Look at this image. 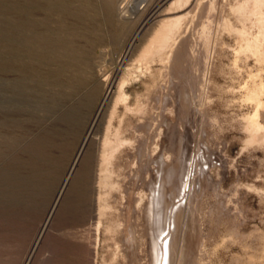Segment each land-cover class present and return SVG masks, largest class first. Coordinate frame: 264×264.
Returning <instances> with one entry per match:
<instances>
[{
    "label": "rangeland",
    "instance_id": "obj_1",
    "mask_svg": "<svg viewBox=\"0 0 264 264\" xmlns=\"http://www.w3.org/2000/svg\"><path fill=\"white\" fill-rule=\"evenodd\" d=\"M249 1L123 0L121 18L114 0L105 19L101 0H0V264H152L159 225L162 264H264V102L260 129L246 119L264 43L243 39L264 1ZM48 29L86 71L23 41Z\"/></svg>",
    "mask_w": 264,
    "mask_h": 264
},
{
    "label": "bare ground",
    "instance_id": "obj_2",
    "mask_svg": "<svg viewBox=\"0 0 264 264\" xmlns=\"http://www.w3.org/2000/svg\"><path fill=\"white\" fill-rule=\"evenodd\" d=\"M116 3H117V6L115 8V11H116V14L123 18L124 15H125V12H126V9H125V4L122 3L123 0H115ZM246 1L245 0V4H246ZM250 1H253L254 3H262L264 0H250ZM249 1V2H250ZM176 2H182V4H179L180 7L183 9L182 5H188L191 3V0H171L170 3H174V5L176 4ZM244 2V1H243ZM64 3V2H63ZM66 3V2H65ZM244 3H242L243 5ZM64 4H62L60 6V8L64 7L63 6ZM177 5V4H176ZM178 5V6H179ZM59 6V5H57ZM101 8L104 10V16H105V19H110L113 15V10H114V0H101ZM261 6V4H260ZM47 7V6H46ZM137 7V6H136ZM185 7V6H184ZM239 7H240V4H239ZM238 8V6H237ZM179 9V8H178ZM177 9V10H178ZM244 9V7H243ZM171 11V10H170ZM170 11H165L164 13H169ZM163 12V11H162ZM186 11L184 12H181V13H175L173 16H169V17H163L162 20H161V25L159 27V30L161 31V33H163L161 36L163 39H166L167 38V35L170 33L172 34V32L176 31L177 32L179 31V26H180V19L184 18V16L186 17ZM245 16V13L243 15V17ZM129 17V16H128ZM165 18V19H164ZM246 18V17H245ZM239 19V18H238ZM19 20V19H18ZM41 20V23H44L46 24V18H43L40 19ZM98 20V19H97ZM259 22L262 23L261 26H260V30H259V37H257L255 40H251L252 36H250L249 34V37H246V38H243L245 39V42H244V46L247 48V50H250L251 52L253 53H256L257 51H260V47L262 48V45L264 43V21H262V17H259L258 18ZM146 22V21H145ZM143 22L141 24V27L144 25ZM160 22V21H159ZM183 22V21H182ZM241 22V21H240ZM159 24V23H158ZM33 24L30 25L31 28H33L32 26ZM182 25V24H181ZM77 26V24H76ZM140 27V28H141ZM157 28V27H156ZM63 30V29H62ZM64 30L65 31H68L70 32L71 30L69 29V26H64ZM73 30V29H72ZM243 29H241L242 31ZM155 31V30H154ZM53 33V31H51ZM49 29H48V32H39V33H32L31 34H28L26 37H23V41L26 42V43H29V42H34L36 41L37 43L39 42V44L41 46H44V47H47V49L50 51V53H53V52H59L61 54H65V55H70V56H74L73 58H67L68 59V63L70 64H73L75 65L77 62H84L85 66H84V70L83 71H86L87 69V66H88V63H87V60H85L84 58H82L80 55L82 54L83 56V51L77 47V45L75 43H73V39L74 38H68V37H62V35H57V34H52ZM158 32V31H157ZM27 33V32H26ZM25 33V34H26ZM160 33V34H161ZM154 34V33H153ZM175 34V32H174ZM245 33H242V35L244 36ZM251 34V32H250ZM246 35V34H245ZM255 35V34H254ZM159 36V35H158ZM171 36V35H170ZM258 36V35H257ZM169 37V36H168ZM56 41H55V40ZM96 38H91L90 40H94ZM98 39V38H97ZM207 39V38H206ZM164 41V40H163ZM162 44V43H161ZM241 44V43H240ZM162 46L164 47L165 45L162 44ZM160 47V46H158ZM244 47V48H245ZM161 48V47H160ZM241 48V47H240ZM243 48V47H242ZM159 49V48H158ZM157 49V50H158ZM45 50V49H44ZM244 51V50H243ZM249 52V51H248ZM81 57V58H80ZM29 59L30 61H38V62H47L49 59L52 61H60V58H14L12 63H11V67L13 65V63L15 62H19V63H28L29 62ZM261 60V59H260ZM32 64V63H31ZM34 64V62H33ZM69 64V65H70ZM1 65L5 66L8 64H5V62H2ZM80 66V65H79ZM6 67V66H5ZM30 67V66H29ZM32 67V66H31ZM81 67V66H80ZM82 72V71H81ZM54 74L53 73H50L48 76L49 78L52 77V75ZM84 74V73H83ZM47 78V79H49ZM54 78V77H53ZM83 78L79 79L78 81L81 82ZM56 80V79H55ZM117 83V82H116ZM256 85V84H255ZM117 89V88H116ZM253 89V88H252ZM251 90V89H250ZM110 91V90H109ZM112 91V90H111ZM114 91V90H113ZM117 91V90H116ZM253 93H251V95H248V99H249V102H251L252 104H254L253 106H255V110L251 113H249L246 117L247 119V123H248V126L254 130H258L260 129L261 127V123L260 121L258 120V110H257V107L259 105H261L263 102H264V96L262 97V95L264 94V85L262 83V81L260 83L257 84V86L252 90ZM121 92L122 89H121V86H119L118 88V94L116 95V97H114V100H112V102H114L113 106L116 104V102L118 101L119 99V96L121 95ZM108 91L105 93L104 97H103V102L106 101L107 97H108ZM117 93V92H115ZM248 94V93H247ZM246 97V96H245ZM245 101V99H244ZM248 101V100H247ZM102 103V102H101ZM110 103V102H109ZM103 104V103H102ZM250 104V103H249ZM101 106V105H100ZM245 106V105H244ZM243 107V106H242ZM251 108V107H250ZM110 109V108H109ZM110 114V113H109ZM245 115V113H244ZM111 118V116H110ZM107 120V119H106ZM109 123V122H108ZM248 128V127H247ZM90 131V130H89ZM107 131V130H106ZM105 132V131H104ZM89 134V133H88ZM106 137V136H105ZM104 139V136L102 137ZM102 139V140H103ZM107 141V139H106ZM104 143H107V142H104L102 141V145ZM113 144V143H112ZM105 145V144H104ZM103 145V146H104ZM102 146V147H103ZM106 147V146H105ZM104 147V148H105ZM105 158V157H103ZM102 159V158H101ZM101 161V160H100ZM105 161V159L103 160ZM100 165V164H99ZM99 168V167H98ZM88 170V169H87ZM104 170V169H103ZM89 172V171H88ZM100 172V171H99ZM105 174V173H104ZM109 175V174H108ZM107 176V175H106ZM101 182V181H100ZM157 190V189H156ZM157 193V191H156ZM159 193V192H158ZM156 194L155 195V189L154 187L152 188V196L150 198V194H149V197L150 200H147L148 203L147 205H145V208H147V214H148V223H150L151 221V217L152 216H156L157 215V218L159 219V211L156 209L158 208L157 206V203H158V195L159 194ZM98 200V199H97ZM99 201V200H98ZM99 208V207H98ZM100 209V208H99ZM158 211V212H157ZM145 212H146V209H145ZM161 214V213H160ZM159 215V216H158ZM157 219V220H158ZM159 222V221H158ZM148 226V225H147ZM158 226V225H157ZM149 228V227H148ZM157 228V231L155 233V237L153 238V242H152V249H153V259H152V264H162V261H163V240L164 238L167 236V234L161 238L162 234H161V231L165 230V226L161 227L160 225ZM43 231V230H42ZM160 246V247H159ZM151 249V251H152ZM152 253V252H151ZM169 253H168V259H169ZM170 260H168L169 262ZM167 262V264H168ZM170 263V262H169Z\"/></svg>",
    "mask_w": 264,
    "mask_h": 264
}]
</instances>
